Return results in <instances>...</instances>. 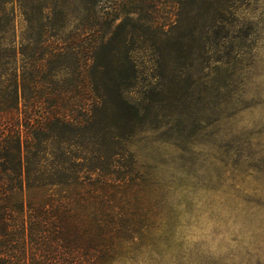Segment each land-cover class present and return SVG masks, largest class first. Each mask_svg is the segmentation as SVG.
I'll list each match as a JSON object with an SVG mask.
<instances>
[{"label":"trees","instance_id":"trees-1","mask_svg":"<svg viewBox=\"0 0 264 264\" xmlns=\"http://www.w3.org/2000/svg\"><path fill=\"white\" fill-rule=\"evenodd\" d=\"M106 1L0 0V264H113L154 221L115 159L144 0Z\"/></svg>","mask_w":264,"mask_h":264},{"label":"rangeland","instance_id":"rangeland-1","mask_svg":"<svg viewBox=\"0 0 264 264\" xmlns=\"http://www.w3.org/2000/svg\"><path fill=\"white\" fill-rule=\"evenodd\" d=\"M143 2L115 159L154 221L113 264H264V0Z\"/></svg>","mask_w":264,"mask_h":264}]
</instances>
